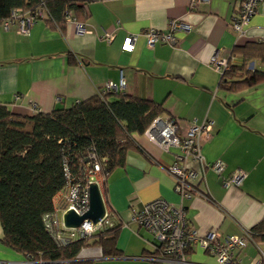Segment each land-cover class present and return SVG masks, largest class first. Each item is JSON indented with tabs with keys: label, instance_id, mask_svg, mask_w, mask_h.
<instances>
[{
	"label": "crops",
	"instance_id": "obj_1",
	"mask_svg": "<svg viewBox=\"0 0 264 264\" xmlns=\"http://www.w3.org/2000/svg\"><path fill=\"white\" fill-rule=\"evenodd\" d=\"M236 6L229 0H209L188 9L187 0H102L84 7L85 17L66 22L61 31L46 19L36 21L28 34L16 25L0 24V105L10 112L31 116L68 108L97 95L107 82H125L123 95L161 105L162 119L177 122L182 135L187 125L212 122L200 137L206 165L221 161V175L202 170L199 194L180 197L167 168L172 154L162 151L143 135L134 136L142 150L128 152L123 168L115 169L103 189L105 206L116 215V250L119 256L59 264H177L161 254V245L131 220L133 210L155 200L181 206L199 235L214 230L221 237L241 236L264 222V83L249 89L226 91L213 57L228 59L243 40L264 42V0L251 19L247 36L237 41L231 29ZM170 21L183 22L188 31L177 32L178 45L148 48L139 36L131 52L123 41L148 29L163 31ZM77 25L84 28L77 33ZM105 31L112 41L102 38ZM73 62H69V60ZM240 60L233 58L232 62ZM253 69H262L251 62ZM235 170L245 172L240 187L224 188L222 178ZM0 226V264H34L4 246ZM264 256V241H253L238 253L240 264H253ZM188 259V260H187ZM189 264H215L201 249L185 254Z\"/></svg>",
	"mask_w": 264,
	"mask_h": 264
},
{
	"label": "trees",
	"instance_id": "obj_2",
	"mask_svg": "<svg viewBox=\"0 0 264 264\" xmlns=\"http://www.w3.org/2000/svg\"><path fill=\"white\" fill-rule=\"evenodd\" d=\"M96 1L102 0H0V24L20 9L36 19L43 13L42 19L63 31L68 17L84 19L85 5ZM233 58L240 61L233 63ZM255 61L262 69L248 68ZM262 83L264 42L245 39L232 49L219 86L237 91ZM162 115L161 105L123 93L99 92L68 108L31 116L14 114L0 105L2 244L34 264L75 262L83 248L91 247L101 249L103 257L119 256L117 228L62 247L48 235L42 217L52 212L54 197L67 185L64 165L72 182L80 181L92 152L109 177L115 169L124 167L128 152L143 154L134 136H142ZM250 231L253 241H264V222Z\"/></svg>",
	"mask_w": 264,
	"mask_h": 264
},
{
	"label": "built area",
	"instance_id": "obj_3",
	"mask_svg": "<svg viewBox=\"0 0 264 264\" xmlns=\"http://www.w3.org/2000/svg\"><path fill=\"white\" fill-rule=\"evenodd\" d=\"M188 9L195 10L198 5L208 3L209 0H187ZM236 6L231 29L236 36V40H242L247 36L248 27L251 19L257 13V7L263 0H229ZM36 17L20 9L11 12L8 19L1 22L4 30H8L13 24L16 25L17 33L28 34L30 27L39 19L44 17L40 13ZM71 17L67 18V21ZM77 33L83 34L84 28L77 25ZM189 27L183 22L170 21L167 28L163 31L148 29L141 35H131L127 37L122 44V51L131 52L139 36L145 39L148 48H153L156 44H167L169 46L178 45L177 32L188 31ZM102 38L110 43L112 35L105 31L102 32ZM228 59L213 57L212 67L222 74L228 68ZM253 64L248 68L254 70ZM125 82L120 79L117 84L107 82L101 94L123 93ZM212 127V122L204 121L201 125L195 123L187 125L186 129L180 135L179 127L175 120L162 119L157 117L145 131L143 136L151 143L159 147L162 151L172 154L173 163L167 168V172L172 175L175 181L174 191L180 197H191L193 194H199L202 186L203 174L202 168H210L217 175H221L224 165L221 161H215L206 165L200 150V137L207 134ZM88 162L83 172L84 178L80 181L72 182L66 165H64L65 177L68 180L65 188L60 191L53 199L52 212L42 217L44 228L48 235L58 246H66L72 242L87 239L95 234L117 228L118 221L115 213L105 206L104 216L97 222L92 223L84 220L77 228H66L63 224V215L72 211L77 216L83 215L89 207V185L97 184L101 194L107 182L108 174L102 170V165L90 152L87 156ZM198 164L202 167L200 170L188 168L187 163ZM245 179V172L235 170L227 177L222 178L224 188L240 187ZM103 197V194H102ZM131 220L140 228H143L161 245V254L167 259L175 260L177 264H189L185 260V254L190 248L201 249L207 256L214 260L215 264H240L238 253L242 251L248 243L252 242V233L247 230L241 236L221 235L211 230L204 235H199L188 222L181 206L168 204L163 200H155L145 204L138 210H133ZM100 253V249L99 252ZM101 255L91 254L89 248H83L77 255L76 261L89 259H101ZM253 264H264L262 255Z\"/></svg>",
	"mask_w": 264,
	"mask_h": 264
},
{
	"label": "water",
	"instance_id": "obj_4",
	"mask_svg": "<svg viewBox=\"0 0 264 264\" xmlns=\"http://www.w3.org/2000/svg\"><path fill=\"white\" fill-rule=\"evenodd\" d=\"M89 207L81 216H77L74 212L68 211L63 215V224L66 228H77L84 220L97 223L105 212V203L102 194L95 183L89 185Z\"/></svg>",
	"mask_w": 264,
	"mask_h": 264
},
{
	"label": "rangeland",
	"instance_id": "obj_5",
	"mask_svg": "<svg viewBox=\"0 0 264 264\" xmlns=\"http://www.w3.org/2000/svg\"><path fill=\"white\" fill-rule=\"evenodd\" d=\"M188 260V259H187Z\"/></svg>",
	"mask_w": 264,
	"mask_h": 264
}]
</instances>
